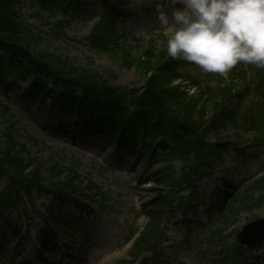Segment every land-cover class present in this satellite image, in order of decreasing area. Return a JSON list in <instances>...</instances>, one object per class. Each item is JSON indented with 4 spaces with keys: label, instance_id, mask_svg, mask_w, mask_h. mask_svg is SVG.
I'll return each instance as SVG.
<instances>
[{
    "label": "trees",
    "instance_id": "1",
    "mask_svg": "<svg viewBox=\"0 0 264 264\" xmlns=\"http://www.w3.org/2000/svg\"><path fill=\"white\" fill-rule=\"evenodd\" d=\"M19 1L0 0L2 93L6 95L18 81L31 77L24 98L40 106L50 105L64 118L74 119L77 132L141 154L145 160L156 155V150L162 157L163 164L150 172L146 181L152 184L150 199L141 205L147 222L123 264H158L167 240L164 223L175 212L183 218L185 242L206 240L208 247L198 253L205 264L247 262L252 251L236 242L211 253L212 243H217L212 235L221 230L205 236L204 228L196 227L191 219L206 204L199 182L215 173L214 164L228 146L218 132L227 125L239 127L253 135L251 146L264 145V49L253 50L245 40L233 58L209 60L204 80L183 74L171 50L146 51L142 60L135 61L130 52L121 51L124 65L135 64L147 75L140 87H122L98 72L72 67L66 60L37 51L41 31L23 19ZM125 2L98 0V20L85 38L91 50L114 51L128 34L119 26ZM36 4L35 15L42 26L58 37L77 16L79 0H36ZM55 10L62 18L49 21L44 14ZM189 87L194 88L191 93ZM7 110L0 103L1 114ZM12 129L10 123L0 148V179H6L0 190V223L35 189L49 190L59 203L69 197L94 203L108 201L98 186L80 179L77 161L63 166L61 153L58 162H40L28 152L26 142L17 141ZM211 135L217 136L211 139ZM27 140L32 141L30 137ZM139 147L140 152L134 151ZM263 170L264 166L257 173ZM251 179L238 190L225 181L205 208L208 216L215 213L224 227L234 222L240 211L264 206V174ZM51 222L57 224L53 218Z\"/></svg>",
    "mask_w": 264,
    "mask_h": 264
},
{
    "label": "rangeland",
    "instance_id": "2",
    "mask_svg": "<svg viewBox=\"0 0 264 264\" xmlns=\"http://www.w3.org/2000/svg\"><path fill=\"white\" fill-rule=\"evenodd\" d=\"M36 6V0H21L17 5L23 19L41 31L37 51L66 60L72 67L98 72L122 87H140L147 75L135 64L124 65L121 51L130 52L135 61L142 60L146 51L171 50L183 74L204 80L209 60L233 58L243 40H250L253 50L264 47V0H126L119 26L128 34L109 52L93 51L85 41L98 20V0H79L77 16L58 37L42 26ZM44 15L49 21L63 16L58 10ZM31 80L18 81L6 95L0 90V103L8 109L4 115L0 112V148L5 143L3 133L12 123V134L18 142H26L33 157L40 162H58L63 157V166L78 161L80 179L100 187L108 201L65 198L59 203L49 190H33L0 224V264H123L130 249L126 239L146 222L138 205L151 197L152 184L144 182L163 164L160 152L156 150L145 161L143 155L77 132L74 120L68 122L50 105L25 100L23 91ZM189 89L190 93L194 90ZM217 135L228 146L214 164L215 173L199 182L206 204L191 220L204 228L205 236L221 230L212 235V241H217L209 250L213 254L226 243L236 242L234 231L257 217L264 218V206L242 210L234 222L222 227L215 213L209 217L205 211L225 181L234 190L241 189L264 166V145L251 146L250 131L227 125ZM5 183L1 178L0 190ZM51 217L59 225L45 222ZM183 225L179 212L167 216V241L158 264H205L198 253L208 247L206 240L185 242ZM252 257V264H264V244Z\"/></svg>",
    "mask_w": 264,
    "mask_h": 264
},
{
    "label": "water",
    "instance_id": "3",
    "mask_svg": "<svg viewBox=\"0 0 264 264\" xmlns=\"http://www.w3.org/2000/svg\"><path fill=\"white\" fill-rule=\"evenodd\" d=\"M236 239L247 248H259L264 243V218L258 217L246 223L237 233Z\"/></svg>",
    "mask_w": 264,
    "mask_h": 264
}]
</instances>
